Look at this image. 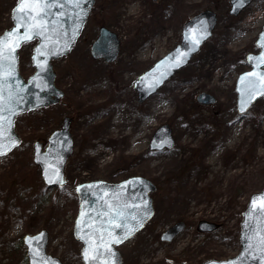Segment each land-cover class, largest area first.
<instances>
[{
    "label": "rangeland",
    "instance_id": "374dc122",
    "mask_svg": "<svg viewBox=\"0 0 264 264\" xmlns=\"http://www.w3.org/2000/svg\"><path fill=\"white\" fill-rule=\"evenodd\" d=\"M16 1L0 0V32L10 26ZM229 2L94 0L71 51L53 62L62 99L18 115L15 132L30 143L20 140L0 157V264H15L19 238L41 229L49 234L50 255L63 264H83L72 235L76 185L130 176L144 177L157 189L151 194L152 218L118 247L124 264H201L239 252L241 213L250 194L264 187V98L241 116L234 84L249 69L246 55L259 50L255 40L264 23V0H252L235 16L228 13ZM203 10L216 14L212 36L139 103L137 76L173 49L183 23ZM100 27L120 42L117 59L108 64L90 54ZM32 46L23 45L18 54L24 78L33 71ZM200 92L214 96V103H198ZM64 116L71 117L73 151L63 187L47 189L32 162V143L58 128ZM164 124L173 146L150 150L154 131ZM176 221L184 222V230L163 242L161 234ZM200 221L214 223L215 230L198 231Z\"/></svg>",
    "mask_w": 264,
    "mask_h": 264
},
{
    "label": "water",
    "instance_id": "95a60500",
    "mask_svg": "<svg viewBox=\"0 0 264 264\" xmlns=\"http://www.w3.org/2000/svg\"><path fill=\"white\" fill-rule=\"evenodd\" d=\"M251 1L252 0H243V2H240V0H230V8L228 13L234 16L238 15L251 3ZM19 4L20 0H17L11 9V26L3 30V32L0 34V40L6 38L7 34L17 27L20 17L23 15L22 13H18L16 11ZM93 4L94 0H87V2L83 5L82 23L77 20L74 14L76 10L73 9L70 4H66L63 9H51L53 13L63 12L64 15L62 17H57L55 15L49 17L50 20H55L56 23L54 25H49L47 39L43 37H36L30 41L35 42L31 51V67L33 68V72L27 78H23L18 69L19 50L22 45L26 43L21 44L16 49V52L13 54L15 57L14 73L13 76L9 77L8 83L11 85V91L15 93L17 90V82H19L20 88L26 90L22 93H19V95L23 96L25 102L16 104L15 101H13V104L16 108V115H10L8 112L2 113L12 121V126L10 128L6 122L4 123L5 130L2 134L4 137V143H7L8 136H12L18 142V146L20 144V138L14 130V121L17 115L38 108H44L57 104L62 98L63 92L54 83L55 71L52 61L70 52L84 27L87 17L92 10ZM216 24V14L211 10L200 11L186 20L182 25L181 38L177 45L164 56L160 57L155 63H153L152 66L140 73L133 82V88L137 92V101L141 103L148 99L151 95L155 94L158 89L175 74V72L185 67L193 55L198 52L200 47L212 36V32ZM24 31V28H20L19 35L22 36ZM262 33H264V23L255 40V45L259 49L258 52L248 53L246 55V63L249 66V69L241 72L235 80V109L236 112L241 116L244 115L252 106V104L258 99L264 98L257 96L255 100L246 106L244 113L240 112L239 105L242 89L240 84L241 77H244L247 73L254 71L264 73V63H260L259 66H257V60L250 61L249 59L250 57L258 58L260 56L262 49L259 45L260 43H264V36H262ZM197 37H202L200 39V43L193 44V40ZM119 44V39L115 33L111 32L105 27H100L97 37L90 45V54L93 59H102L107 64L111 63L116 60L119 54ZM41 45L44 46L42 49V55L36 52V49L41 47ZM57 52L62 54H57ZM178 53L181 54L183 62L180 63L179 66L174 67L172 66L174 64V60L172 58L177 57ZM165 60H167V63L164 64L158 71H155L156 66ZM0 63L3 65L0 67V72L6 71L8 69V61L5 60ZM41 63L44 65L43 69L38 67V64ZM149 73H154V75L149 78ZM161 74H165L164 79L159 84H157L155 90L150 91L149 89L160 78ZM8 92V89L4 90L3 95L5 101H7ZM196 100L200 104L210 105L214 103L215 98L209 93L201 92L197 95ZM70 120L71 119L69 117H64L61 121L60 127L49 133L44 146L40 142L33 143L32 162L38 167L40 179L47 189L61 187L65 182L64 168L68 158L72 154L74 146V141L69 131ZM173 144L174 140L171 135V129L168 125L164 124L159 126L154 131L149 141L148 148L150 150L159 151L163 148L170 149ZM17 147H14L12 150ZM11 151H8L7 154H9ZM49 165H51V168ZM57 168L63 178V184H49L45 179V172L47 171L51 176L52 171ZM52 178L55 179L56 177L52 176ZM128 181H137V183L127 184L126 182ZM122 185L125 186L124 189L120 187ZM77 189L80 190L78 191ZM155 190V185L148 179L141 176H130L117 182L93 180L79 183L75 187V193L78 198V208L73 221L72 234L74 239L81 244L80 256L83 264H89L88 261H85L83 256L84 249L89 247V245L86 243V241L89 239V236L94 233L96 227H107V225H101V221H106L108 218L99 215L100 213L108 212L105 202L115 205L117 204V197H119V206L124 214L129 217L131 215H136L137 218H139L142 214L141 211L131 207V205L133 203H140L142 200H147L150 212L147 218L144 219L143 226L135 231V235L153 216L154 209L151 193H153ZM105 193H107V195H105ZM260 196H264V187L260 191L250 194L247 204L242 212V220L240 222L238 238L240 248L239 252L235 256L227 259H209L205 260L201 264H226L227 261H234L235 264H259L258 260H251V255H261L258 241L261 237H264V213L260 212L259 209L253 210L251 203L253 198H258ZM126 204L128 207H124ZM82 211L85 213L83 217H81ZM78 222L80 223L79 230L77 229ZM132 223L134 224L135 222L132 221ZM184 228L185 224L183 221L175 222L162 233L161 240L165 242H171L184 230ZM215 228L216 225L214 223L206 221H200L197 225V230L200 232H212L215 230ZM121 234L122 229L115 230V235L119 236ZM246 236L253 237V239L251 241L246 240ZM29 237L32 239L29 240ZM93 239H95V236H93ZM48 241L49 236L47 230L45 229H41L32 235L26 234L21 238L22 245L25 248V256L28 264H33V254L30 250V246L31 248L38 249L40 255L48 260L49 264H62V262L57 257L47 253ZM122 243L111 246L112 251L116 253L114 259L116 260L117 264H123L121 254L117 249V247ZM249 243L253 245L252 248H247ZM106 258L109 260L113 259L112 257H107L105 254L104 256L100 257V260L94 261L92 264H101V261ZM37 260L39 261V258H37ZM39 264H42V262H39Z\"/></svg>",
    "mask_w": 264,
    "mask_h": 264
},
{
    "label": "snow or ice",
    "instance_id": "6c2138e0",
    "mask_svg": "<svg viewBox=\"0 0 264 264\" xmlns=\"http://www.w3.org/2000/svg\"><path fill=\"white\" fill-rule=\"evenodd\" d=\"M86 2L87 0H20V4L16 11L18 13H22L23 15L20 17L17 27L9 32L6 38L0 40V62L5 60L8 61V69L4 72H0V156L6 155L8 151H11L14 147L18 146V142L12 136L7 137V143L3 142L4 137L2 134L5 130L4 123L6 122L10 128L12 126V121L2 113L8 112L10 115H16V108L13 104V101H15L16 104L25 102L23 96L19 95V93H22L26 90L20 88L19 82H17V90L15 93L11 91V85L8 83L9 77L13 76L14 73L15 57L13 54L21 44L28 43L36 37H43L47 39L49 25H54L56 23L55 20H50L49 17L54 15L57 17H62L64 15L63 12L53 13L51 11L52 8L63 9L66 4H70L71 7L76 10L74 14L77 20L82 23L83 5ZM240 2H243V0H240ZM20 28L25 29L22 36L19 35ZM262 36H264V33H262ZM201 38L202 37H197L194 39L193 44H199ZM259 46L262 49L260 56L258 58H249L250 61L257 60V66H259L260 63H264V43H260ZM43 47L44 46L41 45V47L36 49V52L42 55ZM57 54L62 53L57 52ZM172 59L174 60V64L172 65L174 67L179 66V64L183 62L182 56L179 53L177 54V57ZM166 63L167 60L162 61L156 66L155 71H158ZM2 66V63H0V67ZM38 67L43 69L44 65L41 63L38 64ZM165 74H161L160 78L149 89L150 91L155 90L157 84H159L164 79ZM152 75H154V73H149L148 77L150 78ZM240 84L242 89L239 110L241 113H244L246 106L255 100L257 96L264 97V73L255 71L247 73L244 77H241ZM5 89L9 90L7 101H5L3 95ZM49 167L51 168V165H49ZM52 176H55L56 178L53 179ZM45 179L49 184H63V178L60 175L58 168L52 171L51 176L46 171ZM126 183L135 184L137 181H128ZM120 187L122 189L125 188L123 185ZM77 190L79 191L80 189ZM105 195H107V193H105ZM105 203L108 208V212L100 213L99 215L108 218L106 221H101V225H107V227L100 226L95 228L94 233L90 235L89 239L86 241L89 247H86L83 252L84 259L85 261H88L89 264L100 260V257L104 256L105 254L107 257H112L113 259L109 260L106 258L101 261V264H117L116 260L114 259L116 253L112 251L111 246L114 244H120L134 235L135 231L143 226V221L147 218L150 212L147 200H142L140 203H133L131 205V207L141 211L142 214L139 218H137L136 215H131L129 217L124 214L119 206V197H117V204L115 205L107 202ZM124 207H128V205L126 204ZM251 207L253 210L259 209L260 212L264 213V196L253 198ZM84 215L85 213L82 211L81 217ZM132 221L135 223L133 224ZM79 228L80 223L78 222L77 229L79 230ZM116 229H122V234L119 236L115 235ZM93 236H95V239H93ZM28 239L31 240L32 238L29 237ZM245 239L251 241L253 237L246 236ZM258 245L261 250V255H251V260H258L259 264H264V237L259 239ZM252 246L253 245L249 243L247 248H252ZM30 250L33 254V264H39V262H42V264H49V261L40 255L38 249L31 248L30 246ZM37 258H39V261ZM226 264H235V262L227 261Z\"/></svg>",
    "mask_w": 264,
    "mask_h": 264
},
{
    "label": "trees",
    "instance_id": "16d2710c",
    "mask_svg": "<svg viewBox=\"0 0 264 264\" xmlns=\"http://www.w3.org/2000/svg\"><path fill=\"white\" fill-rule=\"evenodd\" d=\"M30 44H33V43H30ZM26 45V44H25ZM30 53H31V51H30ZM25 141V142H29L30 143V138H28V137H25V138H21V142L22 141ZM46 140V138H44V139H40V141H45ZM35 141H39V140H35ZM32 142V141H31ZM17 245V248H18V251H19V253H20V257L16 260V262H15V264H27V260H26V258H25V252H24V248H23V246H22V244H21V237L19 238V241H18V243L16 244ZM11 264H14V263H12L11 262Z\"/></svg>",
    "mask_w": 264,
    "mask_h": 264
},
{
    "label": "flooded vegetation",
    "instance_id": "af4514ba",
    "mask_svg": "<svg viewBox=\"0 0 264 264\" xmlns=\"http://www.w3.org/2000/svg\"><path fill=\"white\" fill-rule=\"evenodd\" d=\"M62 104L65 105L66 103L64 101H62Z\"/></svg>",
    "mask_w": 264,
    "mask_h": 264
},
{
    "label": "bare ground",
    "instance_id": "6f19581e",
    "mask_svg": "<svg viewBox=\"0 0 264 264\" xmlns=\"http://www.w3.org/2000/svg\"><path fill=\"white\" fill-rule=\"evenodd\" d=\"M115 126V123H113V127Z\"/></svg>",
    "mask_w": 264,
    "mask_h": 264
}]
</instances>
